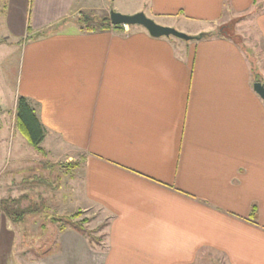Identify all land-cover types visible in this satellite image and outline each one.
Wrapping results in <instances>:
<instances>
[{"label":"crops","instance_id":"0c3cea01","mask_svg":"<svg viewBox=\"0 0 264 264\" xmlns=\"http://www.w3.org/2000/svg\"><path fill=\"white\" fill-rule=\"evenodd\" d=\"M96 1L7 3L5 30L23 38L13 125L16 99L26 97L44 139L69 148L61 154L79 171L56 188L51 210L94 206L109 219L102 246L58 230L44 264H196L205 251L264 264V101L253 89L254 73L264 85V11L254 0H135V13L194 24L197 36L239 27L187 43L139 25L53 30L105 0ZM28 26L47 34L31 38ZM255 39L257 66L246 50Z\"/></svg>","mask_w":264,"mask_h":264},{"label":"rangeland","instance_id":"374dc122","mask_svg":"<svg viewBox=\"0 0 264 264\" xmlns=\"http://www.w3.org/2000/svg\"><path fill=\"white\" fill-rule=\"evenodd\" d=\"M87 1L90 3V0ZM96 2L92 0L91 3ZM259 2L258 6H264V0ZM7 3L8 0H0V201L4 202L0 204V264H44L45 257L58 248V230L73 229L77 221L85 218L87 222L81 224V227L88 235L84 236L82 233L80 235L87 241L92 240V243L98 241V245H101L109 219L103 211L94 206L87 211H81V215L73 220H68L67 216L77 213V210L65 208L60 213L51 210L53 204L51 196L60 193H55L56 188L64 183L77 181L79 171L72 164L68 168L67 158L61 154L69 148L55 140L48 143L46 139L40 143L39 147L34 148L25 141L13 125L10 113L15 99L16 61L23 38L11 36L5 30V21L10 20L11 16ZM91 7L68 18V24L93 29L94 26L99 25L94 19L105 16L109 18L110 10L132 15L139 8V4L135 0H105ZM255 12H257L256 9ZM144 15L158 25L174 28L190 37L197 36L194 24L185 28L183 24L167 21L173 25L167 26L160 24V20L151 18L148 12ZM86 16L93 20L83 22ZM22 17V13L20 18L17 17V26L13 27L16 32L19 31L18 26ZM251 18V15H245L236 20L243 22ZM248 26L252 27L251 23ZM248 26L244 25V27ZM237 28L239 27L236 23L232 22L224 28V31L228 36L234 37ZM242 32L245 35V31ZM249 32H246L247 36ZM27 33L31 35L30 32ZM3 36L8 37V42ZM175 40L182 43L190 42L178 38ZM254 42L255 48L250 44L251 46L246 45V50L250 60L257 66L262 61L263 54L259 48L258 39ZM52 148L57 150L53 151ZM59 151H61L60 154ZM19 159L21 162L18 161ZM24 160L32 164L25 163ZM75 161L77 165L78 159ZM26 208L30 210L24 214L23 211ZM88 244H90L89 241ZM196 264L226 263L220 254L205 251L200 254Z\"/></svg>","mask_w":264,"mask_h":264},{"label":"trees","instance_id":"16d2710c","mask_svg":"<svg viewBox=\"0 0 264 264\" xmlns=\"http://www.w3.org/2000/svg\"><path fill=\"white\" fill-rule=\"evenodd\" d=\"M257 3L259 4V0H254V8L257 10L256 13L264 11V6H258ZM88 20H93V18H89L86 16L84 17L83 22L88 21ZM97 20L99 24L105 23V25H108L112 28H122V27H115L111 26L109 18L107 16L101 17L99 19H94ZM67 20L62 24H67ZM62 25H58L55 28H53L54 31L58 30ZM224 26L219 27L215 32L211 33H203V38H210L213 36H217L220 34L224 33ZM30 28L28 26V32H30ZM47 32H38L35 34H31V38H38L46 35ZM30 39V38H27ZM259 75H256L254 73V81H259L261 82ZM14 127L15 129L21 134V136L25 139V141L32 147H39L40 143L44 140L45 138V133L46 130L44 126L40 123L39 117L37 115V106L33 105L30 100H28L26 97L23 96H18L16 99V105H15V112H14ZM3 201H0V204ZM4 203V202H3ZM28 208L24 209L23 213L26 214L28 213ZM22 213V212H21ZM81 215V211H78L77 213H74L70 216H67L68 220H73ZM250 215L253 217L254 215V207L251 210ZM18 215H16L17 217ZM18 221V219H16ZM87 222V219L83 218L75 223V227L73 229L77 230L79 233H82L84 236L88 235L86 234L85 230L81 227V224ZM109 222V221H108ZM108 224V223H107ZM90 242V245L96 246L98 245V241H93L88 240Z\"/></svg>","mask_w":264,"mask_h":264},{"label":"water","instance_id":"95a60500","mask_svg":"<svg viewBox=\"0 0 264 264\" xmlns=\"http://www.w3.org/2000/svg\"><path fill=\"white\" fill-rule=\"evenodd\" d=\"M109 21L111 25L115 27L139 25L143 27L152 37H174L184 41L193 39L199 40L203 38V34H199L195 37H190L175 30L174 28L158 25L153 20L146 17L143 12H137L132 15H124L111 10L109 12ZM253 89L264 101V85L259 81H255L253 84Z\"/></svg>","mask_w":264,"mask_h":264},{"label":"built area","instance_id":"2783aa9c","mask_svg":"<svg viewBox=\"0 0 264 264\" xmlns=\"http://www.w3.org/2000/svg\"><path fill=\"white\" fill-rule=\"evenodd\" d=\"M124 27H126V26H124Z\"/></svg>","mask_w":264,"mask_h":264}]
</instances>
